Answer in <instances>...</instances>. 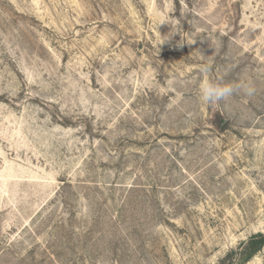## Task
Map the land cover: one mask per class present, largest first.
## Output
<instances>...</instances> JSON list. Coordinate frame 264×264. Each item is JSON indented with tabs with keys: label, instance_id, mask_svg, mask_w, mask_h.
<instances>
[{
	"label": "rangeland",
	"instance_id": "1",
	"mask_svg": "<svg viewBox=\"0 0 264 264\" xmlns=\"http://www.w3.org/2000/svg\"><path fill=\"white\" fill-rule=\"evenodd\" d=\"M257 233L264 0H0V264H241Z\"/></svg>",
	"mask_w": 264,
	"mask_h": 264
},
{
	"label": "clouds",
	"instance_id": "2",
	"mask_svg": "<svg viewBox=\"0 0 264 264\" xmlns=\"http://www.w3.org/2000/svg\"><path fill=\"white\" fill-rule=\"evenodd\" d=\"M162 22L164 21L160 23ZM169 38H162L161 43ZM204 71H207V67ZM255 91V87L250 82L224 83L212 79H203L198 84L199 99L204 104H219L241 92L247 96H252Z\"/></svg>",
	"mask_w": 264,
	"mask_h": 264
},
{
	"label": "trees",
	"instance_id": "3",
	"mask_svg": "<svg viewBox=\"0 0 264 264\" xmlns=\"http://www.w3.org/2000/svg\"><path fill=\"white\" fill-rule=\"evenodd\" d=\"M243 250H241L240 259L241 264L251 258L253 254L264 247V233H257L248 238L244 243Z\"/></svg>",
	"mask_w": 264,
	"mask_h": 264
}]
</instances>
